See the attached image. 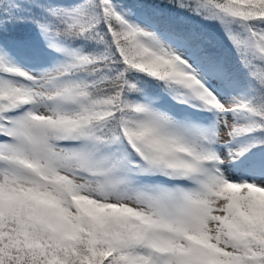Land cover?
Wrapping results in <instances>:
<instances>
[{
	"label": "snow or ice",
	"instance_id": "snow-or-ice-1",
	"mask_svg": "<svg viewBox=\"0 0 264 264\" xmlns=\"http://www.w3.org/2000/svg\"><path fill=\"white\" fill-rule=\"evenodd\" d=\"M0 264H264V0H0Z\"/></svg>",
	"mask_w": 264,
	"mask_h": 264
},
{
	"label": "trees",
	"instance_id": "trees-1",
	"mask_svg": "<svg viewBox=\"0 0 264 264\" xmlns=\"http://www.w3.org/2000/svg\"><path fill=\"white\" fill-rule=\"evenodd\" d=\"M156 3H159L161 5L167 4L168 0H155Z\"/></svg>",
	"mask_w": 264,
	"mask_h": 264
}]
</instances>
